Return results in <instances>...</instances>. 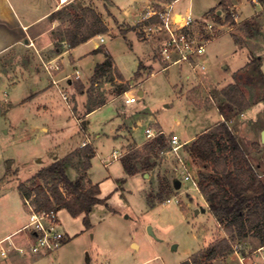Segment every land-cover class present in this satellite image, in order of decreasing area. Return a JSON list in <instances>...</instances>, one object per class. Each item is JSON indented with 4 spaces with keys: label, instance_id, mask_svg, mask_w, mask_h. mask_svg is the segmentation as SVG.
Returning a JSON list of instances; mask_svg holds the SVG:
<instances>
[{
    "label": "rangeland",
    "instance_id": "obj_1",
    "mask_svg": "<svg viewBox=\"0 0 264 264\" xmlns=\"http://www.w3.org/2000/svg\"><path fill=\"white\" fill-rule=\"evenodd\" d=\"M122 1L120 3H123V6H125V2H128V0ZM160 1L166 4L156 11H160L172 3L171 0ZM216 1L179 0L174 4V10L180 6L190 5L191 10L189 12L192 15L198 13V16H201L202 11L211 7L210 12L204 16V20H197L193 24L194 28L189 27L192 33L194 30L199 32L200 38H197L199 41L210 39L209 41L206 40L204 53L197 57V61L204 68L197 67L199 69L197 70L198 75L191 74L192 76L186 84L183 79L186 72L179 70V65H175L178 66L176 68L172 65L166 66V63L160 59L158 50L160 44L157 43L154 56L162 71H158L139 84L142 86L141 89L145 90V96L138 102L126 107V110L129 108L146 110L152 116V121L155 120L166 130L177 133L180 141H183L187 135H191L219 119L217 103L221 104V101H224L221 94H219V88L235 81L233 70L243 64L247 49L250 51L248 53L250 60L252 58L251 53L262 57L261 65L264 72V8H262L264 2L260 1L261 6L256 4L252 8L248 2L243 0L240 7L233 4L226 11L225 8L215 5ZM83 2L86 3L87 0ZM240 9L243 18L256 11L252 16V22H255L254 26L257 30L254 36H248L244 30L240 29ZM218 10L222 12L216 13ZM227 12H229L235 26H232L233 23L226 21ZM155 16L157 17L155 21L147 22L145 19L141 22L140 33H143L146 38L151 37V35H146L143 28L146 25L160 22L158 15L155 14ZM216 16L220 19L217 20ZM221 23H224V26ZM208 25L210 26L208 27ZM234 32L240 34L239 38L242 40V45H246L247 49L239 48L234 44L230 35ZM152 36L164 38L162 32L153 33ZM128 38L132 39L131 46L122 36L111 37L107 35L104 41L115 65L125 77L132 75L137 68V57H141L148 49L147 44L138 42L130 36ZM93 43L91 41L82 45L75 53H82L90 49ZM250 60L249 62H251ZM92 61L94 60L86 58L80 66L88 69L91 67ZM249 62L245 66L248 68H245L239 74L240 79L238 81L240 80L247 95L250 96L252 107L241 113L228 112L226 115L224 114V117L227 125L238 139L240 146L253 161V166L256 167L255 162L264 163V147L259 150L260 154L256 155L254 153L255 148L252 146V143L260 139V131L264 129V97L260 99V96L264 95V73L254 72L256 69L254 66H259L256 63H250L249 65ZM247 72L251 74L252 80L254 79L251 80L252 82L246 77ZM176 80H179L177 87L182 85L181 81L184 82L178 92L186 90L187 98L197 106L195 109L189 100L180 97L182 93L177 92L176 96V90L173 88V83ZM94 87L100 95L103 94L106 98L115 96L118 89H124L126 90V92H122L124 102L126 97L133 96L135 101L141 97L136 91L138 87L134 81L120 82L114 80L110 83L104 78L98 86L94 85ZM60 88L67 96L66 87L60 86ZM3 91L4 88H0L1 95ZM8 93L11 97L12 92L8 90ZM39 100L40 98L35 102H39ZM164 104L168 106L164 107ZM120 105V100L114 103H106L86 116L88 122L85 126L86 133L91 136L98 151L92 161L91 173L94 179L101 180L99 184L101 196H109L105 201L111 210H105L103 203L96 204L89 214L91 229H84L82 216H70L65 210L57 212L60 228L65 233L64 244L58 250L44 256L38 264H178L193 251V254L198 253L215 240L228 237L224 232V228L207 211L202 213L193 211V207L200 208V204L203 203L197 189L186 181H183L180 188L175 186V181L179 179L180 175L173 171L174 160L170 154L160 152L159 157L161 159L159 158V162L157 161L158 164L153 172L167 177L169 182H172L171 193L177 196L179 202L171 201L152 209L146 208L144 191L148 189V184L140 175L126 176L118 163H113L108 168L103 167L101 158H106L119 143V139L111 137V129L117 119L115 108ZM71 111V108L65 107L62 126L56 125V122L48 121L51 120L49 112L35 114L37 120L41 118L48 121L49 131L47 132L36 129L18 138L14 137L13 131L8 133L7 136L5 135L7 139V143L4 142L6 153L20 160L22 164L24 163L21 164L22 167L18 176L20 180L26 179L31 174L29 170L36 164L34 160L41 158L45 164L52 159L53 155H62L80 138H83V133L80 132ZM23 115H25L24 112L17 107L8 112L7 119L14 122ZM174 116L178 118V124L173 119ZM151 120L148 123H143L133 132L136 139L143 138L145 126L153 127ZM219 120L223 119L220 117ZM155 130L161 129L155 128ZM173 132L167 134H175ZM93 136L95 137L93 138ZM181 154L186 158L189 169L195 176L198 172L209 173L212 170L211 165L201 163L187 156L184 149L181 150ZM72 167L74 169L72 168L73 170L68 172L71 177L80 169L79 166ZM107 170L110 171V177L105 178L104 175ZM119 177L125 179L123 187L126 193H124V196L120 195L119 188L115 190L118 187L116 179ZM63 190L65 191L64 187ZM157 194V191H155L152 196L160 202L167 197L164 196L160 199ZM131 242H135L137 245H131ZM239 242L242 251L248 257L253 258L250 253L256 248L255 244L251 240L246 242L240 240ZM259 259H264V250L260 253ZM200 260L205 262L203 258H200ZM205 264H238V260L232 251L222 259L216 258L207 261Z\"/></svg>",
    "mask_w": 264,
    "mask_h": 264
},
{
    "label": "crops",
    "instance_id": "obj_2",
    "mask_svg": "<svg viewBox=\"0 0 264 264\" xmlns=\"http://www.w3.org/2000/svg\"><path fill=\"white\" fill-rule=\"evenodd\" d=\"M83 1L84 0H0V88H4V91L2 92L4 97L2 98V95L0 94V240L9 237L8 239L10 242L14 243L16 246L23 247V251H18L14 249L12 245H8L6 241L5 244L9 247L8 255L4 258H0V264H38L44 256L48 255L33 254L27 250L28 242L21 229L27 222L28 213L23 198L17 189V185L19 182L26 181L31 178L39 169L47 167L56 160L64 159L65 173L70 180H74L81 174L85 173V178L83 180L84 185L89 186L96 184L99 188L97 196L104 199V203L100 204L104 206L105 210H111L105 201L109 196H101V188L99 185L101 180L94 179L91 173L92 161L95 159L98 151L94 145L93 139H91V136L88 135L85 130V126L88 122L86 120V116L108 102L114 103L119 100L121 101V105L116 106L115 108L117 119L113 123L114 125L111 129V137L113 139H119V143L116 148L112 149V152L116 151L117 158L114 159L112 157V152L108 154L106 158H101L103 167L108 168L113 163H118L122 172L126 176L140 175L148 184V189L144 191V199L147 209H152L164 203H170L171 201H167V197L173 196V193L165 195L167 197L162 202L154 199L155 197L152 196L155 191H157V193L159 192V178L157 173L153 172L157 165L147 171L140 169L133 174H128L124 170L121 163V157L123 155L128 153L130 150H140L147 141L154 138L147 137L145 133L146 128H150L155 132H157L155 128H159L165 132L166 138L169 135L167 133L173 132L166 130L157 121H152V116L144 109L137 110L129 108L126 110V107H128L127 105L134 104L140 99H143L145 96V90L141 89L142 86L139 84L158 71H162L160 70L158 62L154 56V49L157 46V43L161 44L163 38L153 37L152 35L151 37L146 38L143 33H140V26L142 20L146 19L145 21L147 22L155 21L157 17L153 14V11L160 9L166 3L160 0H128V2H125L124 4L125 6H123V3H120L123 2L122 0H87L86 3ZM177 1L179 0H171L173 3V9L174 4ZM244 1L248 2L252 8L256 5V3L252 0ZM219 2L220 0H217L215 5L225 8L224 10L228 11L233 4L240 7L243 0H224L222 5H219ZM82 7L91 8L101 18L102 22L107 27V31L104 33H98L78 45L70 46L65 39V30L69 28L70 21L74 19V13H77ZM210 9L211 7L202 11L200 13L201 16H198V13L195 15L193 14L191 27L194 28L193 24L196 23L197 20H204V16L210 12ZM190 10L191 6L189 5L180 6L174 11L184 14ZM217 12L221 13L222 11L218 10L216 13ZM255 12L243 18L241 9L239 11L241 17V24H239L241 25L240 29L244 30L245 34H247V29L243 26V22H249L250 25L253 23L252 25L254 26L255 22H252V16H254ZM53 13L54 15L50 16ZM216 18L217 20L220 19L218 16H216ZM221 25L224 26V23H221ZM209 26L210 25H208V27ZM232 26H235V24L233 23ZM193 33L197 38H200L198 35L199 32L194 30ZM255 33H257L256 29L252 36H254ZM107 35H110L111 37L122 36L129 46L132 45V39L128 38L129 36L131 38L133 37L138 42L148 45L146 53H144L141 57H137V68L131 76L125 77L115 65L108 47L104 44L105 36ZM230 35L235 45L239 48L247 49L246 45H242V40L239 43L234 40V37H239L240 34L234 32L230 33ZM204 40L209 41L210 39ZM30 41L32 44H29ZM91 41L94 43L90 49L85 50L82 53H75L79 47ZM248 53H250V51L247 49L246 59L243 61V64L235 67L233 70L235 81L229 82L224 86L231 83H237L244 90L245 95L250 98L241 85L240 80L238 81V79H240L239 74L242 73L245 68H248L245 67L250 60ZM106 55L111 57L110 67L102 74H99L96 78H93L96 65L101 63L106 58ZM251 55L252 58H257L259 68L261 69V72L264 73L261 65L262 57L258 54L253 55V53H251ZM86 58L94 60L92 61L91 67L88 69L84 66H80ZM46 61L57 63L60 66L59 70L53 71V73L56 78H59V87H66V99L62 98L59 90L51 83L49 73L43 68L42 62ZM179 66L180 67L172 65V67H178L179 70L186 72L185 76L183 75V79L186 84L189 82L192 75H198L197 70L199 69L197 68L193 69L187 64H180ZM75 70L78 71L77 78L73 73ZM137 70L138 74L135 76V72H137ZM104 78H106V81H109L110 83L114 80L120 82L134 81L138 87H136V91L141 97L133 103H125L122 98L123 93L126 92L124 89L123 93L120 92L122 89H118L115 96L108 98L104 97L103 94L100 95L94 85L98 86ZM178 82L179 80H176V82L173 83V88L176 90V96L178 90H181L180 86L184 84V82L181 81L182 85L177 87ZM224 86L219 88V94H221L220 90ZM8 90L12 92L11 97L9 96ZM185 92L186 90L180 92L182 93V96L180 97H185L189 100ZM38 98H40L39 102H35ZM189 102L194 109L197 107L190 100ZM167 106V104H164V107ZM17 107L21 108L25 115L20 116L14 122L7 119L8 112L11 110L13 111ZM65 107L72 109L71 113L80 129V132L83 133V138H80L77 143L69 147V149L62 153V155H53L52 159L45 164L41 158L34 160L36 164L29 170L31 174L26 179L20 180L18 176L24 163L22 164L20 160H17L15 157H11L6 153L4 142L7 143V139L5 138V135L7 136L8 133L13 131L14 137L16 136L18 138L20 136H24L27 132L36 129L47 132L49 131V127L47 125L48 121L53 123L56 122V125L62 126L64 123L63 119L65 116ZM43 112H49L51 120L46 121L41 118L37 120L35 114ZM218 116L220 119V113H218ZM76 118H79L80 124H78ZM173 119L178 124V118L174 116ZM219 119L199 129L191 135H187L182 141L184 142V145H188L197 137V135L212 127L217 121H219ZM150 120L153 127L145 126L143 138L140 140L136 139L133 132L140 125L148 123ZM38 126L39 128H37ZM175 134L177 135V133ZM94 137L95 136H93V138ZM83 142L86 143L83 145ZM263 145L264 143H262L260 139L255 141V143H252V146L255 148L254 153L256 155L260 154L259 150L264 147ZM84 146H90L94 150V155L90 159V167L85 171L82 170L83 158L80 153V150ZM185 153L189 156L186 151ZM248 158L253 166V161L249 156ZM104 162H107V164L104 165ZM72 166L80 167V169L75 172L73 177H71L68 173L74 169ZM255 166L256 167L253 166L255 171H260L259 174L263 177L264 163L257 161L255 162ZM104 176L105 178L110 177V171L107 170ZM124 182V178L119 177L116 179L118 187H116L115 190L119 188L121 196H124V193H126L123 187ZM182 183L183 180L179 177V179L175 181V186L180 188ZM170 184H172V182ZM60 188L63 192H65L63 190V186ZM198 192L203 199V203L200 204V208L193 207V211L196 212V210H198L199 213L207 211L210 214L204 196L199 190ZM95 206L96 204L92 206L89 214ZM186 208L188 209L187 206ZM201 209L204 210L202 211ZM60 210L67 211L65 208H61L58 209L57 212ZM78 216H82L83 218V214ZM91 227L92 225L90 223V227L88 229H91ZM242 240L245 242L247 240H251V242L255 244L256 248L253 249V251L258 249L259 251L257 257L253 258L258 264L259 262H261L260 264H264V259H259L260 253L264 250V244H260L259 240L254 236H247ZM133 244L136 243L131 242V245ZM193 252L184 260L188 259ZM225 256L226 255H223L217 258L222 259Z\"/></svg>",
    "mask_w": 264,
    "mask_h": 264
},
{
    "label": "trees",
    "instance_id": "obj_3",
    "mask_svg": "<svg viewBox=\"0 0 264 264\" xmlns=\"http://www.w3.org/2000/svg\"><path fill=\"white\" fill-rule=\"evenodd\" d=\"M223 2L224 0H220L219 5ZM53 15L54 13L50 16ZM230 17L227 13L225 19L233 23ZM243 26L247 29V35L252 36L256 27L246 21L243 22ZM106 31L107 27L101 18L91 8L82 7L74 13V19L65 30V39L70 46H75ZM234 40L237 43L241 42L238 36H235ZM257 62V58L253 57L249 65L256 63L259 66ZM110 65L111 57L106 55V58L96 65L93 78L105 72ZM254 68H256L254 72H261L259 67ZM246 77L252 80L248 72ZM220 93L224 101H221V104L217 103V110L223 120L201 132L183 148L193 160L212 166L209 173H197L198 189L207 202L210 214L224 228L228 237L215 240L204 250L192 254L179 264H205L232 252V242L240 241L247 236H254L260 244H264V176L255 171L224 117L228 112L241 113L249 109L251 100L237 83L224 86ZM263 97L264 95L260 96V99ZM168 150L166 136L158 133L140 150H130L123 155L121 163L128 174L140 169L147 171L158 164L160 152L169 154ZM80 153L83 158L82 170L85 171L90 167L94 150L90 146H84ZM84 178L85 173L70 180L65 173L64 159H60L39 169L26 181L19 182L17 189L22 198L33 196L31 202L37 209L65 208L73 217L83 214V225L88 229L90 227L88 214L92 206L104 203V199L97 196L99 188L96 184L84 185ZM158 178V197L162 199L171 193L172 188L167 177L158 175ZM61 186L65 188V192L61 190ZM200 258L205 262H201Z\"/></svg>",
    "mask_w": 264,
    "mask_h": 264
},
{
    "label": "built area",
    "instance_id": "obj_4",
    "mask_svg": "<svg viewBox=\"0 0 264 264\" xmlns=\"http://www.w3.org/2000/svg\"><path fill=\"white\" fill-rule=\"evenodd\" d=\"M256 4L264 0H252ZM261 6V4H260ZM264 8V6L262 7ZM261 8V9H262ZM153 14L158 15L160 22L157 24L146 25L143 31L146 35H153V33L164 34L162 43L159 46V56L162 62L166 63V66L187 64L193 69L204 66L197 61V57L203 54L205 51V44L207 41H199L197 37L190 31V26L193 21V15L191 12L180 14L174 11L173 3L160 11H153ZM29 44H32L30 41ZM43 68L49 73L51 83L59 90L63 99H66V94L61 90L58 85L59 78L55 77L53 71L59 70L60 66L57 63L51 61L42 62ZM78 77V71L73 72ZM211 98V97H210ZM126 103L135 102V97H126ZM221 119H223L221 117ZM80 124L79 119H76ZM147 137H154L156 134L161 133L165 135L163 130L153 131L150 128L145 129ZM169 154L175 160L174 172L180 175V179L189 182L195 189H198L197 176L189 169L186 158L181 154V150L184 147V142L180 141L176 134H169L167 136ZM86 142H83L84 145ZM112 157L117 158L116 151L112 152ZM107 162H104L106 165ZM33 196L24 197L23 201L27 209L28 219L26 224L22 227V231L28 242V252L33 254H49L58 250L62 244L65 233L60 228V222L57 215V210L50 209H37L31 202ZM167 201L179 202L176 195L167 198ZM9 237L0 240V258H4L8 255L9 247H12L18 251H23V247L16 246L10 242ZM7 241L8 245L5 244ZM232 251L237 257L239 264H258L255 257H257L258 250H254L250 253L254 258L248 257L242 251V246L239 241L232 242Z\"/></svg>",
    "mask_w": 264,
    "mask_h": 264
},
{
    "label": "water",
    "instance_id": "obj_5",
    "mask_svg": "<svg viewBox=\"0 0 264 264\" xmlns=\"http://www.w3.org/2000/svg\"><path fill=\"white\" fill-rule=\"evenodd\" d=\"M260 141L262 142V143H264V129L260 132ZM179 185V184H178ZM202 211L204 210V209H201ZM196 211H198V210H196ZM148 229H150V228H148Z\"/></svg>",
    "mask_w": 264,
    "mask_h": 264
},
{
    "label": "bare ground",
    "instance_id": "obj_6",
    "mask_svg": "<svg viewBox=\"0 0 264 264\" xmlns=\"http://www.w3.org/2000/svg\"><path fill=\"white\" fill-rule=\"evenodd\" d=\"M62 1H65V0H62Z\"/></svg>",
    "mask_w": 264,
    "mask_h": 264
}]
</instances>
